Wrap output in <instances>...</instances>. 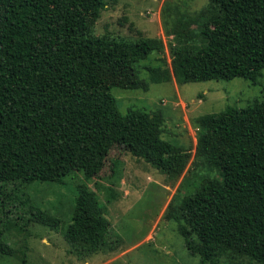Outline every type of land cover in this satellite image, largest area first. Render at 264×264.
<instances>
[{
    "label": "trees",
    "instance_id": "trees-1",
    "mask_svg": "<svg viewBox=\"0 0 264 264\" xmlns=\"http://www.w3.org/2000/svg\"><path fill=\"white\" fill-rule=\"evenodd\" d=\"M105 7V0H0V213L5 218L14 198L28 204L22 191L28 185L74 171L90 180L115 147L173 182L190 161L188 151L162 140L155 113L122 114L103 84L101 71L125 73L163 52L158 39L97 35ZM201 14L206 19L199 31L191 29L186 15L176 18L170 68L163 59L147 67L148 83L173 76L186 84L235 78L255 84L264 71V0H208ZM132 77L131 90L147 91V82ZM193 125L195 157L222 177L209 199L183 197L170 214L177 233L204 264L230 256L264 264V91L244 108L226 107ZM28 221L50 229L60 222L35 206L28 207ZM1 222L0 247L7 248ZM109 232L100 214L75 200L64 230L74 256L85 259L108 246Z\"/></svg>",
    "mask_w": 264,
    "mask_h": 264
},
{
    "label": "rangeland",
    "instance_id": "rangeland-1",
    "mask_svg": "<svg viewBox=\"0 0 264 264\" xmlns=\"http://www.w3.org/2000/svg\"><path fill=\"white\" fill-rule=\"evenodd\" d=\"M105 1L106 7L95 25L97 35L158 39L163 43V52L149 55L125 73L101 71L103 84L111 88L122 114L129 109L155 113L162 122V140L188 151L190 161L173 182L143 159L115 147L100 173L90 180L74 171L61 179L26 185L22 191L28 204L14 198L6 218L0 213L8 246L0 247V264H204L186 249L170 218L185 195L197 201L209 199L222 177L195 157L197 129L193 123L198 117L221 113L226 107L244 108L260 100L264 71L255 84L240 78L186 84L173 76L167 82L148 83L147 67L163 59L170 68L168 46L173 40L171 31L176 18L186 15L191 19V29L199 31L206 19L201 12L208 0ZM131 76L147 82V91L131 90ZM76 199L83 200L110 226L108 246L85 259L74 256L64 239ZM29 206L58 218L57 228L28 221ZM219 264L258 263L230 256Z\"/></svg>",
    "mask_w": 264,
    "mask_h": 264
}]
</instances>
